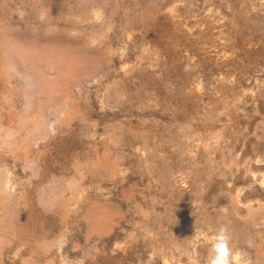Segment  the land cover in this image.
I'll list each match as a JSON object with an SVG mask.
<instances>
[{"label": "rangeland", "instance_id": "374dc122", "mask_svg": "<svg viewBox=\"0 0 264 264\" xmlns=\"http://www.w3.org/2000/svg\"><path fill=\"white\" fill-rule=\"evenodd\" d=\"M221 225L264 264V0H0V264H209Z\"/></svg>", "mask_w": 264, "mask_h": 264}, {"label": "clouds", "instance_id": "9594fccd", "mask_svg": "<svg viewBox=\"0 0 264 264\" xmlns=\"http://www.w3.org/2000/svg\"><path fill=\"white\" fill-rule=\"evenodd\" d=\"M230 239L228 227L221 225L213 238L214 242L211 249L213 254L210 257L209 264H248L247 261H243L240 252H233L230 248ZM248 246H252L251 241L248 242Z\"/></svg>", "mask_w": 264, "mask_h": 264}]
</instances>
